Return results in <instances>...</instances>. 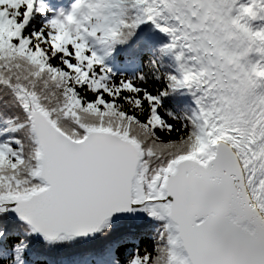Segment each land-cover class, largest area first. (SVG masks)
I'll use <instances>...</instances> for the list:
<instances>
[{"label": "snow or ice", "instance_id": "obj_1", "mask_svg": "<svg viewBox=\"0 0 264 264\" xmlns=\"http://www.w3.org/2000/svg\"><path fill=\"white\" fill-rule=\"evenodd\" d=\"M0 264H264V0H0Z\"/></svg>", "mask_w": 264, "mask_h": 264}, {"label": "trees", "instance_id": "obj_2", "mask_svg": "<svg viewBox=\"0 0 264 264\" xmlns=\"http://www.w3.org/2000/svg\"><path fill=\"white\" fill-rule=\"evenodd\" d=\"M65 2H67V0H65ZM151 39L155 41L157 39V37L153 36V37H151ZM184 99L186 100V98H184Z\"/></svg>", "mask_w": 264, "mask_h": 264}, {"label": "rangeland", "instance_id": "obj_3", "mask_svg": "<svg viewBox=\"0 0 264 264\" xmlns=\"http://www.w3.org/2000/svg\"><path fill=\"white\" fill-rule=\"evenodd\" d=\"M188 99L190 100V97H188Z\"/></svg>", "mask_w": 264, "mask_h": 264}]
</instances>
